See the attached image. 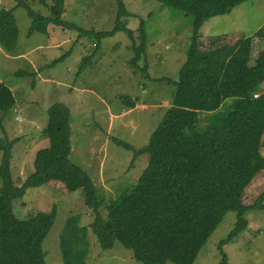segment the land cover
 I'll list each match as a JSON object with an SVG mask.
<instances>
[{
    "label": "rangeland",
    "instance_id": "obj_1",
    "mask_svg": "<svg viewBox=\"0 0 264 264\" xmlns=\"http://www.w3.org/2000/svg\"><path fill=\"white\" fill-rule=\"evenodd\" d=\"M22 1L40 15L51 16L54 0ZM119 1L65 0L60 26L47 24L46 32L31 30L33 21L26 9L17 7L14 17L19 39L15 54L0 47V83L15 97L14 107L0 124V145L18 139L12 148L13 180L18 187L30 184L22 203L38 211L56 209L55 223L43 243L46 264H63L61 235L73 216L78 217L77 225L88 231L86 264H142L120 242L102 250L91 228L94 214L85 204L84 190L66 193L65 185L56 181L40 185L33 165L37 151L49 145L44 134L47 111L63 103L71 113L70 159L88 173L103 196L100 212L105 228L115 226L121 191L135 184L147 168V154L134 158L132 151L114 140L135 149L148 144L175 96V85L165 79L177 80L186 61L193 17L165 8L157 0H121L125 14L119 20L134 31L133 38L122 31L99 37L117 25ZM15 6V0H0V9ZM263 25L264 0L244 1L230 13L202 24L200 49L209 52L233 44ZM259 46L264 50V40ZM137 52L141 56L133 66ZM55 60L58 62L54 65ZM24 72L27 74L21 75ZM259 90H264V83ZM232 97L223 94V101L227 103ZM205 123L206 114L202 113L198 124ZM260 150L264 157V136ZM2 154L0 150V164ZM262 192L264 171H259L239 191L238 199L250 207ZM244 219L247 227L223 247L228 264H264V210L249 208ZM236 222V212H227L194 264H219L218 246Z\"/></svg>",
    "mask_w": 264,
    "mask_h": 264
},
{
    "label": "trees",
    "instance_id": "obj_2",
    "mask_svg": "<svg viewBox=\"0 0 264 264\" xmlns=\"http://www.w3.org/2000/svg\"><path fill=\"white\" fill-rule=\"evenodd\" d=\"M15 1L13 9H0V47L10 54H15L19 39L14 17L17 7L26 9L33 21L31 30L46 32L47 24L60 26L65 2L54 0L51 16L44 17L22 0ZM157 1L193 17L191 44L177 80L165 79L175 85L176 93L148 144L135 149L114 140L132 151L134 158L146 154L149 157L147 168L135 184L121 191L115 226L104 227L100 212L104 198L88 173L70 159L71 113L63 103L47 111L44 134L49 145L37 151L35 173L40 185L60 182L66 193L83 189L85 204L94 214L91 228L101 249H112L120 242L142 264H194L225 214L234 211L236 226L218 246L219 264H228L223 247L247 227L244 214L249 208L264 210V192L250 207L238 199L239 191L264 171L260 150L264 92L259 90L264 83V50L259 46L264 40V25L233 44L202 52V24L211 17L230 13L247 0ZM119 6L117 25L99 37L122 31L133 38L134 31L119 20L125 14L121 0ZM141 31L145 35L143 25ZM140 56L137 52L133 66L138 65ZM223 94L234 97L226 103ZM14 105L12 90L0 83V124ZM202 113L206 114V123L200 126L198 117ZM16 142L18 139L0 145V264H46L43 243L55 223L56 209L38 211L22 203L30 184L18 187L13 180L11 159ZM77 224L78 217L73 216L64 226L63 264H86L88 231Z\"/></svg>",
    "mask_w": 264,
    "mask_h": 264
},
{
    "label": "crops",
    "instance_id": "obj_3",
    "mask_svg": "<svg viewBox=\"0 0 264 264\" xmlns=\"http://www.w3.org/2000/svg\"><path fill=\"white\" fill-rule=\"evenodd\" d=\"M260 92H264V90L263 91H260Z\"/></svg>",
    "mask_w": 264,
    "mask_h": 264
}]
</instances>
